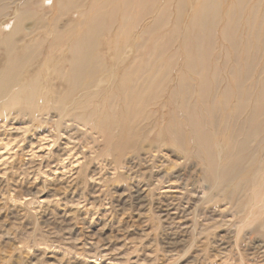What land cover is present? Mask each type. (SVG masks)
Here are the masks:
<instances>
[{
	"label": "rangeland",
	"instance_id": "374dc122",
	"mask_svg": "<svg viewBox=\"0 0 264 264\" xmlns=\"http://www.w3.org/2000/svg\"><path fill=\"white\" fill-rule=\"evenodd\" d=\"M126 1L0 0V264H264V0ZM55 33L99 61L62 118L18 90Z\"/></svg>",
	"mask_w": 264,
	"mask_h": 264
},
{
	"label": "bare ground",
	"instance_id": "6f19581e",
	"mask_svg": "<svg viewBox=\"0 0 264 264\" xmlns=\"http://www.w3.org/2000/svg\"><path fill=\"white\" fill-rule=\"evenodd\" d=\"M131 1L132 0H127L126 4L130 5ZM101 20H103V18H101V15L95 16V18L91 20V22L89 23L90 24L89 27L92 28L90 34L93 33V31L97 30L98 23H100L99 21ZM90 36L85 34L84 36L80 37L76 42H74L73 34H63V33L53 34L51 36L52 39V43L50 44L51 49L46 50V52L48 51L47 54L44 55V51H43L42 54L39 53V55H37L35 58L36 66H38L39 69L42 68L41 70H47L48 72V74L44 76V81L40 85L38 81L40 72L34 71L33 73H30L28 76L29 79L34 80L33 84L26 90H24L23 86L20 87L18 89L19 93L22 91L27 92L29 98L33 99V101H31L33 105L40 106V108L43 105L42 107L45 108L46 107L45 102H47L49 98L48 90L50 85L58 84L56 90L59 92V94L57 93V96H62L61 94H63V98L65 97L62 102V106L58 108L59 118L67 117L70 115L69 106L65 102L72 101L71 103L74 105V109H77L79 107H86L89 101L87 100L89 98L87 95H92L96 93L95 88H93L95 73L90 69V66L94 68L98 65L97 62H99L98 60H94L96 65L92 64V62H89V61H93L92 57L97 56L95 54H92L93 49L91 48L89 41ZM9 42H11L12 45L7 50L14 52L18 50L20 51V53H23V55L22 54L18 56L13 55L12 58L7 62L8 68L5 72V76L3 80L0 82L1 83L0 93L4 92L7 89V86L13 83V80L11 79L13 71L17 65L23 63L22 57L24 56L28 58L27 54L25 53L26 52L25 44H22L19 47L15 42L11 40V37ZM58 45H61V47L58 48ZM131 61L133 62L135 61V59L132 58ZM140 69L141 67L138 68L135 67L133 69L129 68L123 72L120 78H116L117 80H115V82H116L117 90L121 91L124 86V83L127 80H130L131 76L139 72ZM12 96H16V95L14 94ZM80 98L83 100L82 102ZM88 116L89 115L85 114L84 117L85 122L89 121V119H87L89 118ZM136 192L138 194L137 201L142 202L145 196L143 187L141 186L137 188ZM68 215H69L68 213L63 211L59 215V217L64 221V218H68V219L70 218L68 217Z\"/></svg>",
	"mask_w": 264,
	"mask_h": 264
}]
</instances>
